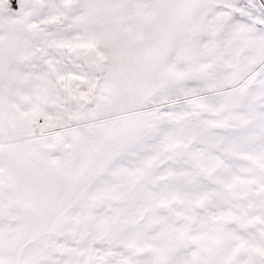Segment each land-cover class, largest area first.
<instances>
[{
  "label": "snow or ice",
  "instance_id": "1",
  "mask_svg": "<svg viewBox=\"0 0 264 264\" xmlns=\"http://www.w3.org/2000/svg\"><path fill=\"white\" fill-rule=\"evenodd\" d=\"M0 264H264V0H0Z\"/></svg>",
  "mask_w": 264,
  "mask_h": 264
}]
</instances>
